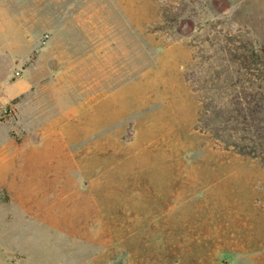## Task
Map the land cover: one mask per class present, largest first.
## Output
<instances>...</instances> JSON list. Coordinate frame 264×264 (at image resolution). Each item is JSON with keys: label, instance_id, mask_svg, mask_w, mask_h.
Wrapping results in <instances>:
<instances>
[{"label": "rangeland", "instance_id": "1", "mask_svg": "<svg viewBox=\"0 0 264 264\" xmlns=\"http://www.w3.org/2000/svg\"><path fill=\"white\" fill-rule=\"evenodd\" d=\"M0 264H264V0H0Z\"/></svg>", "mask_w": 264, "mask_h": 264}, {"label": "crops", "instance_id": "2", "mask_svg": "<svg viewBox=\"0 0 264 264\" xmlns=\"http://www.w3.org/2000/svg\"><path fill=\"white\" fill-rule=\"evenodd\" d=\"M101 43H102V40L100 41V45H101ZM97 44V43H96Z\"/></svg>", "mask_w": 264, "mask_h": 264}]
</instances>
